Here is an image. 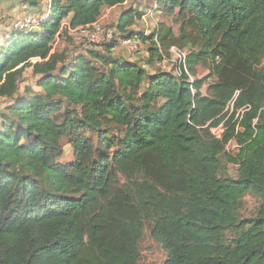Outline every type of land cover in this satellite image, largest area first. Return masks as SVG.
I'll list each match as a JSON object with an SVG mask.
<instances>
[{
  "label": "trees",
  "instance_id": "trees-1",
  "mask_svg": "<svg viewBox=\"0 0 264 264\" xmlns=\"http://www.w3.org/2000/svg\"><path fill=\"white\" fill-rule=\"evenodd\" d=\"M126 1L23 0L48 14L42 32L15 31L0 51V98L19 94L27 68L40 88L0 113V264H139L148 223L163 264H264V0H158L177 12L178 34L164 23L130 32L133 10L98 49L72 60L55 51L64 21L89 25ZM125 37L148 44L144 62L115 55ZM171 47L186 52L189 74L179 63L148 69ZM250 192L260 206L241 221Z\"/></svg>",
  "mask_w": 264,
  "mask_h": 264
},
{
  "label": "rangeland",
  "instance_id": "rangeland-1",
  "mask_svg": "<svg viewBox=\"0 0 264 264\" xmlns=\"http://www.w3.org/2000/svg\"><path fill=\"white\" fill-rule=\"evenodd\" d=\"M15 1L14 5L9 7L4 6L0 8V51L8 44L9 40L13 34L22 30L20 27L26 26L28 24L27 30H36L42 32V28L37 24V20L40 17H47L48 8L44 10H36L34 13L30 11L28 5L23 3V0H12ZM158 0H127L123 5L112 9L111 12L103 11L102 22L104 23L105 29L114 28L120 21V17L127 11L135 10L141 16H137L136 19L131 20L132 25L129 31H134L135 33L150 34L152 33L159 24H167L172 27L176 34L179 33V25L176 23L177 12L170 15L161 8L158 4L156 8V3ZM160 5V6H159ZM45 11L44 13H42ZM145 14V15H144ZM32 18V21L29 19ZM65 30H63L62 35L55 42V51H65L70 55L71 60L79 53H87L90 48L98 49L100 45L91 44L87 41L80 39L78 33L68 32V29L63 25ZM67 29V30H66ZM16 31V32H15ZM62 31V30H61ZM140 35V34H138ZM103 40V39H102ZM121 42L114 49L116 56L122 59H127L129 61H143V55L147 52L148 44L144 43L142 39L130 38L129 43H125V38H120ZM123 41V42H122ZM189 51V49H187ZM33 61H36L34 59ZM174 66L170 58H165L162 62H157L155 66H147L150 71H155L158 67L170 71ZM208 70L205 66L200 65L198 67V77L202 78L208 74ZM38 76L34 75L31 68H27L24 71V76L20 84L19 94L13 99L0 98V113H7L8 106L14 104L18 100L25 96V90L32 88L33 92H40V88L37 85ZM212 78L208 79L207 83L202 88L203 94L207 93L208 83ZM66 109V103H63L60 112L56 113V118L61 120L62 112ZM25 143V139L23 140ZM64 152L58 161L62 164L70 163L73 160L74 149L67 140L63 141ZM236 149H232L230 152H235ZM226 173L230 177L237 176V167L232 163L226 165ZM260 198L254 193H247L239 204L238 217L242 221L243 219L254 217L257 214L258 208L260 206ZM231 232L227 233V237H232ZM140 261L139 264H163L167 258V253L163 249L162 245L156 242L151 237V224L148 223L145 229V233L140 241Z\"/></svg>",
  "mask_w": 264,
  "mask_h": 264
},
{
  "label": "built area",
  "instance_id": "built-area-1",
  "mask_svg": "<svg viewBox=\"0 0 264 264\" xmlns=\"http://www.w3.org/2000/svg\"><path fill=\"white\" fill-rule=\"evenodd\" d=\"M105 11H108V10H105ZM102 13H103V11H102ZM102 18H104V17L101 14L99 19L92 24L85 25V26H79L77 28L69 27L68 30L73 32V33H78L80 39H87L89 42L94 43V44H99L102 41L111 40L116 35V32H117L116 27L105 29L104 23L101 20ZM29 20L32 21V18H30ZM43 20H44V18H38L37 20H34V21H37V24L40 25V23ZM27 27H28V24H26V26H22L20 28L26 30V29H28ZM130 41L131 40L128 39L125 41V43L127 44ZM120 42H121V40L119 41V43ZM170 52H171V58H170L171 62L176 63V64H178V63L182 64L183 70L189 74V70H188L187 63H186V59H187L186 52L178 49L177 47H171ZM262 65L264 66V61H263ZM191 81H194L193 77H191ZM237 95H238V92H237V94H235L233 99L231 101H229V103L226 106L225 111L229 113V116L235 111V103H236ZM249 109H250L249 106H245L242 109H239L237 114H236L235 120L241 119L244 112L248 111ZM237 128H239V125ZM211 131H212V134L216 138L221 139L223 137V134L225 131L224 122L220 123L216 127H213L211 129ZM233 148L237 149V148H239V146L235 140H230L226 144V151L230 152Z\"/></svg>",
  "mask_w": 264,
  "mask_h": 264
},
{
  "label": "crops",
  "instance_id": "crops-1",
  "mask_svg": "<svg viewBox=\"0 0 264 264\" xmlns=\"http://www.w3.org/2000/svg\"><path fill=\"white\" fill-rule=\"evenodd\" d=\"M14 2H15V1H12V0H1V2H0V8H2L3 5H4V6H7V5H8L9 7H11V6L14 5ZM126 2H127V1H126ZM117 7H119V6H117ZM117 7H113V8H105L103 11L108 10L109 12H111L112 9H115V8H117ZM67 22H68L67 20L64 21V24H66L67 26H69ZM5 46H6V45H5Z\"/></svg>",
  "mask_w": 264,
  "mask_h": 264
}]
</instances>
